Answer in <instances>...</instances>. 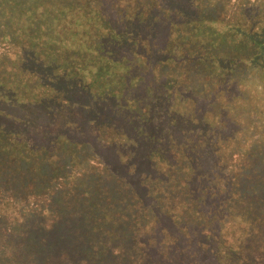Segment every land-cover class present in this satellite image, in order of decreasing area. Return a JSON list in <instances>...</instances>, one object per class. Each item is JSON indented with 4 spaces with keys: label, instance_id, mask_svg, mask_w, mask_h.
I'll list each match as a JSON object with an SVG mask.
<instances>
[{
    "label": "rangeland",
    "instance_id": "rangeland-1",
    "mask_svg": "<svg viewBox=\"0 0 264 264\" xmlns=\"http://www.w3.org/2000/svg\"><path fill=\"white\" fill-rule=\"evenodd\" d=\"M2 1L0 0V3ZM33 1L34 5L39 2L44 4V13L53 17V0ZM73 1L75 7L82 8L81 11L95 12L94 23L96 25L98 20L102 29H86L89 35H92L88 43L92 48L91 52L84 43L88 33L76 26L81 36L75 35L74 39L83 43H78V48L73 45L75 48L64 51L65 57L67 54H74V57L70 56L73 64L72 68L69 67L70 70L64 68L65 65H70V61L57 63L61 58L49 57L42 62V67L47 68V74L41 72L38 65L41 58L28 54L29 48L39 46L30 38L31 35L39 33L38 29L37 32H29V35L24 36L18 43L6 42L4 37L10 35V26L6 25L8 20L0 22V264H73L72 259L67 257L61 248L64 244L62 239L65 237L70 245L79 241V237L73 238L74 220L67 218V223L72 228L65 225L58 234L55 225L59 223L61 226L59 217L66 218L67 212L62 211L60 216L58 213L59 217L52 220L45 211L57 204L54 203L53 197L59 190H66V196L70 195L76 200L89 196L91 184L83 181L90 174L100 179V184L104 183V186H99V196L113 200L116 199L114 193L126 192L127 197L124 199L129 203L127 207L132 209L126 208L125 219H130L131 227H139L137 233L147 231L155 220L154 215L149 217L150 209L162 206V214L166 215L164 218L172 223L174 229L167 231L166 237H163L164 246L159 249L166 259V264H171V251L177 244L186 250L189 249V242L192 241L190 234L193 235L191 230L203 232V237H208L207 241L212 244L211 252L214 257H220L230 249L235 250L242 241L247 242L248 237L253 234L256 215H262L264 212V201L261 199L252 204V207L238 209L230 206V197L225 193L231 191L240 197L246 193L251 194L255 189L244 188L240 179L243 182L249 177L245 175L252 174V171L258 175L264 172V160H259L264 158V110L250 108L240 114H230L229 103L222 97L219 104L209 106V112H205L201 120H208L211 125H207V130L200 134L194 132L196 135L192 137L193 143L188 144L190 128L195 129L198 124L194 123L196 119L192 120L183 109L188 102L186 93L196 89L193 84L189 87L190 77L195 74L191 61L197 65L198 60L206 57L204 55H212L215 60L211 62L212 70H208L209 77H218L220 82L225 76V69L219 68L221 65L218 60L233 59L230 58V52L234 46H227L221 38L218 39L213 34L215 31L225 32L226 29L222 27L228 26L231 21L237 22V17H241L240 22L245 26V23H248L247 11L252 14L247 16L249 23L259 21L264 25V14L258 16L260 11H264V0H222V10L214 13L205 11L206 6H211L213 2L204 4L198 2L199 0H191L193 7L200 9L198 18L202 20L201 24H185L182 19L172 15L174 11H166L167 7L160 9L157 0H105L112 4L114 11L109 7L103 10L104 12L100 10L102 5L94 9L86 7L84 4L88 0ZM63 5L64 9L71 8L70 2ZM256 6L260 9L255 11L258 12L257 16L248 9ZM32 9L36 15L38 9ZM242 9L247 10L244 16ZM73 11L76 13V10ZM240 11L242 14L239 16ZM218 15L220 23L215 24L213 31L206 24H209L212 18L217 19ZM88 17L89 20L92 19L91 15ZM110 17H114V22ZM80 20L84 24L86 19ZM15 21L13 24L16 25ZM44 22L42 16L40 20L36 18L34 24L37 23L41 27ZM48 22L52 23V20ZM247 28L252 27L248 24ZM68 32L71 36L72 29ZM196 32L202 35L196 36ZM113 33L119 38L117 41L120 40L122 49L115 54L112 51L117 42L107 39L111 38ZM152 36L157 39L154 41ZM103 39L108 42L104 43ZM16 43L20 45V51L18 46L16 49L12 48L11 45ZM100 49L99 57L94 52ZM101 53L108 56H102ZM234 53H237L235 49ZM250 68L249 75L254 74L263 86L264 53L255 61V66ZM63 75L81 81L91 97H99L104 103H108L109 107L116 100L121 102L120 107L123 104L133 105L137 100L142 101L139 109L142 113L138 116L139 121L135 132L132 133L145 140L150 138L151 134L149 131L139 130V127L148 126L143 114H149V109L157 100L155 95L159 94V105L165 106L166 117L171 119V124L178 130L173 131L170 128L161 135L162 137H157L159 148L150 150L145 156L151 169L145 167L146 163L135 167L131 152L118 149V146L133 145L130 143L131 138L118 130L120 123L109 124L106 116L95 125L86 119L81 120L80 124L79 120L76 122V118L73 120V117L69 116L65 117L64 121L58 120L62 115H69L72 109L80 111L81 108L80 98L70 100L65 97L66 93L56 86L57 80ZM243 77L254 88L251 89L252 92L258 90L253 81L255 77L253 80ZM199 78L201 82L204 81L202 77ZM229 79L230 82L236 80V73L230 75ZM238 88V85L233 86L234 91ZM135 90L139 92L136 93ZM75 92L77 90H74ZM222 93L223 96L226 94L225 91ZM99 99L93 101L99 104ZM52 101L54 103L48 106L51 114L47 118L45 115L43 117L42 104ZM27 103L37 107L33 116L28 113ZM261 103L264 108V93ZM224 121V128L218 129ZM63 122L65 124L62 125ZM189 122L193 123L188 125ZM61 128L65 129L63 135ZM37 138L41 140H36ZM31 142L37 143V146L31 145ZM254 143L256 144L253 145L251 156L256 160L253 159L252 164L246 166L250 159L246 150ZM38 144L42 146L41 149ZM46 148L53 149L54 152L50 154ZM109 152L116 155H110ZM257 153L261 155H256ZM112 157L116 161L113 167L109 166ZM58 162L61 164H57ZM121 165L127 167L125 173L120 170ZM172 165L177 167L176 174ZM189 167L195 172L188 173ZM147 170L150 173L145 172ZM51 173L48 185L40 187L37 182L40 183L41 179L46 181L45 174ZM132 175H139L137 191L131 189L127 178ZM258 175H254L255 179L261 183ZM236 178H239V185H236L239 190L230 186ZM192 179L196 183L193 188L190 187ZM177 192H181V196L175 202L173 195ZM66 196L65 203L68 199ZM76 200L73 203H76ZM203 202L204 206L210 203L206 210L202 209ZM180 208H183V211L174 214V210L179 211ZM76 209L77 214L82 215L84 209ZM108 218V210L99 218L94 216L96 230L105 228ZM45 232L49 235L46 236ZM118 232L123 233L122 228L117 231L113 229L112 237H116ZM178 236H181V239L177 243ZM133 243L135 244L129 246L131 250L121 253L122 244L117 241H114V244L110 242V255L127 254L130 257L129 264H135L137 258L142 259L143 255L139 254L141 243L136 242L134 238ZM206 249H209V246ZM262 252L264 256V251ZM19 253L22 257L14 261ZM89 259L81 260L78 264H90ZM215 264L223 263L216 261Z\"/></svg>",
    "mask_w": 264,
    "mask_h": 264
},
{
    "label": "trees",
    "instance_id": "trees-1",
    "mask_svg": "<svg viewBox=\"0 0 264 264\" xmlns=\"http://www.w3.org/2000/svg\"><path fill=\"white\" fill-rule=\"evenodd\" d=\"M192 1L157 0V5L160 9H162L163 7H167L168 9L166 11L168 12L174 11L172 15L176 16L179 20L182 19L185 24H188V22H190L191 24H194L196 22L201 24L202 20L198 18V13L200 12V9L199 7L198 9L193 7ZM66 2H70L71 8L69 10L62 8L64 6L63 3ZM198 2L204 4H209V2H213L211 6H206L207 8L205 9V11L208 13H211V11L212 13H214L215 11L222 10L223 8L222 0H208V2L207 0H199ZM74 5L75 3L73 0H53L52 7L54 13L53 17H51L44 13L45 5H41L40 2L34 5L33 0H3L2 3H0V10H3L0 11V13L2 14V16H0V22L8 20V23L6 25L10 26V35H5L4 40L6 42L12 43L17 41L18 43V41L24 36L29 35V32H37L38 29L39 33L31 35L30 38L32 39V41L39 44V46L34 49L29 48L28 54L31 57L41 58L38 64L40 71L47 74V68L44 69L42 67V62L45 59H48L49 57L61 58V61L57 63H62L64 62V60L70 61V65L68 67L65 65L64 68L65 70H67L70 66V68H72L73 64L70 56L74 57V54H67V56L65 57L64 51L68 52L73 45L78 48L77 45L80 42L75 41L74 36H81V32L79 31V29H83L84 31H86L88 33L87 35L90 34L89 31L86 30L88 28L91 30L102 29V25L98 20L96 25L94 23V21L96 20L94 18V15L96 14L95 12L90 13L91 10H89V13H86L85 11L80 10L82 9L81 7H75ZM84 5L89 8L93 7L92 9L96 8V6L98 8L102 5L100 8L101 11L109 7L113 10L112 4H109V2H106L105 0H88V2ZM34 7L38 9L36 15L32 9ZM73 9L76 10V13L75 11H73ZM248 9L256 16L258 12L255 13V11H260V9H258V6H256V8L251 7ZM246 11L247 10L242 9L243 14L240 11L238 12V15L240 16V14H242L244 16V13ZM247 13L248 14H246V20L248 23H245V26L240 22L241 17H237V22L231 21L232 23L229 22L230 24L228 26L222 27V29H226L225 32L216 33L214 29L216 28L215 24L220 23L219 15L217 19L212 18L209 21V24H206L209 25L213 31H215V34L213 35H215L216 38H221L223 40L222 42L227 46H234V49L237 51V53H234L233 49V51L230 52V58L233 59L229 61H224L223 58H219L218 62L221 65L219 66V68H221V70L225 69V76H223L224 78L220 80V82H218V77H214L212 79L209 77L210 73L208 72V70H212L211 62L215 60L212 55H204L206 57H203L201 61L198 60L197 57H194V59L199 61V63H196L197 65H195V62L191 61L190 64L193 65V70H195V74L194 76L190 77L191 84L189 85V87H191V85L193 84L196 89H194V91L191 90L189 91V93H186L188 102L186 103L183 111L186 110V113L189 114V117L192 120L196 119L193 122L197 123L198 126L195 129L190 128V131L188 133V144L193 143L192 137L194 138L196 135V133L194 132L200 134L203 131L207 130V125H211L208 120H201L203 119L205 112H209V106L215 105L216 103L219 104V100L222 97L225 102L229 103L228 109L230 114H240L243 110L249 111L250 108H259L261 109V111L264 110L263 105L261 103V96L262 93H264V84L262 86L261 80L255 77L254 74L249 75L251 71L250 67H254L255 61H257L258 58H260L261 55L264 53V25H261L259 21L249 23L250 20L247 19V16H251L252 14L249 13V11H247ZM41 14L45 22L40 27L39 25H37V23L34 24V22L36 18L37 20H40V17H42ZM260 14H264V11H260V13H258V16ZM88 15H91L92 19L89 20L90 17H88ZM80 18H85L89 21L85 20V23L82 24ZM109 19L114 22V17H110ZM50 20H52V23L48 22ZM14 21L16 22V25L13 24ZM248 24H250L252 28H247ZM76 26H79V29H77ZM71 29L72 34L71 36H69L68 31ZM199 34L202 35L201 33L196 32V36H198ZM210 37L211 36L208 34V39H210ZM90 38H92V35L86 36V42L84 43L86 44L85 47L91 50L92 48L89 46L90 44H88ZM107 39L113 42H117V45L115 44L116 46L112 51L113 54L122 51L120 46V40L117 41L119 38L116 34L114 35L113 33L111 38L108 37ZM156 39V37H153L154 41ZM103 42L107 43L108 41L106 39H103ZM222 42H220V44H222ZM17 43L11 45L12 48L16 49L17 46L20 47V45H18ZM56 47L58 49H56ZM20 49L21 47L19 48V51ZM100 52L101 49L98 51L96 50L94 53L96 54V56H99ZM102 54L103 53H101V55ZM104 55L105 57L108 56L106 54H103L102 56ZM70 68L68 70H70ZM235 73L236 80L230 82L229 76L234 75ZM243 76L248 77V79L251 78L252 80L255 77V80L253 81H255V85L258 87V90L252 92L251 89L253 87L246 81V79H244ZM199 77H202V80L204 81L201 82ZM234 85L239 86L236 91H234L233 89ZM56 86L66 93V98L70 100H76L80 98L79 100H81L79 103L81 105L80 111L79 109H72L69 115H62V117H58V120L64 121V118L69 116V118L73 117V120L76 118V122H78L79 120L80 124L81 120L86 119L89 123L95 125L98 124L100 121L104 120V116H106V120L109 124L120 123L118 130H121L126 137L131 138L130 143H133V145L118 146V149L121 148L120 150L122 151L129 150L131 152V154L133 155L132 158L135 167L141 163H146L145 167L151 169V167L147 163V158H145V156H147V153L150 150L159 148L160 144H158L159 139H157V137L166 133V131H168V129L170 128L173 131L178 130L176 129V127H173L175 125L171 124V119L166 117L167 114L165 106L163 104L159 105V94L155 95V97H157V100L155 104L152 105L149 109V114H143L145 117L144 120L147 121L148 126L139 127V130H146V132L149 131L151 134V137L145 140L144 138H141L140 136L132 133L135 132L137 122L139 121L138 116L142 113L141 111L139 112L142 101L137 100L133 105L123 104L120 107L121 102H118L116 100V102L113 101L111 103V107H109L108 103H104V100L99 99V97H91L89 92H87V87L82 85L81 81H75L72 77H66L65 75L61 76L57 80ZM83 88H86V90H84ZM74 90H77V92L74 93ZM135 91L136 93L139 92V90ZM223 91H225L226 93L224 96L222 93ZM125 92L127 93L128 91ZM249 92L251 94H249ZM96 99L100 100L99 104L97 103V101H93ZM205 99L207 100L206 102ZM52 103H54V101L42 104L41 113L43 114V117L45 115V117L47 118L48 115L51 114V109L48 106H50ZM36 108L37 107H35V105H29L27 103V110L31 116H33V111ZM109 109H111L112 112ZM193 122H189L188 125H191V123ZM241 123L244 122L241 121ZM63 124H65V122H63L62 125ZM225 125L226 122L224 121L223 125H219L218 129L224 128ZM64 130V128H61L60 130V132L62 131V135L65 132ZM134 139L136 140L135 142ZM36 140L40 141L41 139L37 138ZM255 144L256 143L249 145L248 150H246V152H249L248 155H250V161L248 160L246 166H250L252 164L253 159L256 160V158L251 156L253 145ZM31 145L37 146V143L32 144L31 142ZM39 148L41 149L42 146L40 145ZM46 150H48V148H46ZM47 152H50V154H52L54 151L53 149H50ZM109 153L110 155H116L115 153ZM256 155H261V153H257ZM259 160H264V158L262 157V159ZM115 162V159L112 157L109 166L113 167L116 164ZM57 164L60 165L61 163L58 162ZM204 167L205 165L202 166L203 169ZM172 168L174 169L175 173L177 167L175 165H172ZM120 170L125 173L128 169L127 167H123L121 165ZM145 172L150 173L149 170ZM187 172L194 173L195 171L191 170V168L189 167V169H187ZM45 175L47 178L46 181H43L45 179H41L40 183L37 182L38 185L42 188L48 185L52 173ZM254 175L258 174H255L252 171V174L245 175L249 177L245 178L243 182L240 179L241 185L244 188L253 187L255 189L254 192H250L251 194L246 193L245 195H242V197H240L239 195L234 194L231 191L225 193L227 196L230 197L229 204L231 207L245 209L248 206L252 207V204L257 201H260L261 199H263L264 201V172L261 174L259 173L258 175L261 179V183L255 179ZM138 176L139 175H132L127 177L129 179L131 189L135 191L138 190V184H136L139 179ZM83 182L88 185L91 184L92 189H89V196L87 195L85 198L80 197L76 200L70 195L66 196V190H59L58 193H55L53 197V201L54 203H57V206H50L45 211L46 214L51 217L49 218L52 220H56L60 216L62 211L67 212L66 218L59 217L61 226L59 223H56L55 225L58 234L62 232V228L65 225L69 224L67 223V218L74 220L75 227L73 228V238L79 237V241L73 245H70L66 242L67 237H65L62 239L64 244L60 243L62 244L61 250L65 252L67 257L69 256L72 259L73 264H78V262H80L81 260L83 261L84 259L89 258L90 264H129L128 261L130 260V257L127 254H118V256H115V254H113L111 256L110 252H112V249L111 246L109 247V244L110 242H113L114 244V241H117L122 244V247L120 248L121 253H127L128 250H131L129 246L135 244L133 243V238L136 239V242L141 243L139 254L143 255L142 259L139 257L137 258L135 264H166V259L161 255L159 249L161 247L163 248L164 246L162 242L163 237H166L167 231L169 230L170 232V230L173 231L174 229L172 227V223H170L164 218L166 215L162 214V206H158V208L154 206L150 209L149 217L150 215H154L155 220H153V223L149 225V229L147 231L137 233L139 227H131L132 223H130L131 226L129 224L130 219H127L128 221H126L125 219L127 212L126 208L132 209L131 207H127V204L129 203L126 201V199H124L127 197L126 192H116L113 194V196H116V199L110 200L108 198L107 200L103 196L98 195L100 191L99 186L101 184L104 186V183L101 182L100 184V179H97L96 177H93V175L90 174L87 179ZM233 182L234 183H231L230 186L234 187V190H239L240 188L236 189V185H239V178H236ZM195 185L196 183H194V180L192 179L190 187L193 188ZM192 188H190V192L192 191ZM198 188L199 183L197 185V189ZM130 194H132V192ZM232 195L234 196V198H232ZM65 196L68 197L67 203H65ZM173 196L174 201L176 202L180 199L179 197L181 196V192L174 193ZM204 197L205 195L203 196V198ZM75 200L77 202L73 203ZM231 200H233L234 202H232ZM209 205L210 203H207L206 206H204L203 202L202 209L204 208L206 210ZM148 206L149 208L151 207L150 204ZM76 207H80L81 210L84 209L82 211V215L79 216V214H77ZM183 208L186 209V207ZM183 208H180L179 211H176L178 209H175L174 214L182 212ZM106 210H108L109 213V218L107 219L108 221L106 223V227L99 228L98 231L96 230L97 224L94 223V216L99 218L106 212ZM254 226L255 227H253V234L248 237L247 242L242 241L241 244H238L235 250L230 249V251H227L220 257H214L212 255V244L207 241L208 237H205L206 239L203 237V232L191 230L193 235L190 234V240L192 241L189 242V249L186 250L178 244L174 246L170 255L171 264H211V262L212 264H215L216 261L221 262L223 264H264V256L262 252V250L264 251V212L262 215H256V221L254 222ZM68 227L70 229L72 228L70 225H68ZM120 228H122L123 233L118 232L119 234H116V237L113 238V229L117 231ZM125 232L128 234H126ZM45 234L46 236L49 235L48 232H45ZM180 239L181 236H178V238L176 239L177 243L180 242ZM208 246L209 249H206ZM221 247L223 248V246ZM83 256L85 257L83 258ZM18 257H22V255L20 256V253L17 254L15 257L16 259L14 258V261L18 260Z\"/></svg>",
    "mask_w": 264,
    "mask_h": 264
}]
</instances>
